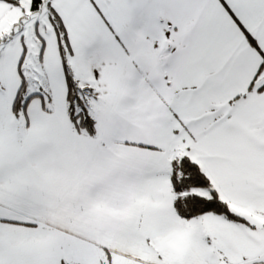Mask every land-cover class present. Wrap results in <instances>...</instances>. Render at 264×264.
Masks as SVG:
<instances>
[{
  "label": "snow or ice",
  "instance_id": "obj_1",
  "mask_svg": "<svg viewBox=\"0 0 264 264\" xmlns=\"http://www.w3.org/2000/svg\"><path fill=\"white\" fill-rule=\"evenodd\" d=\"M0 264H264V0H0Z\"/></svg>",
  "mask_w": 264,
  "mask_h": 264
}]
</instances>
